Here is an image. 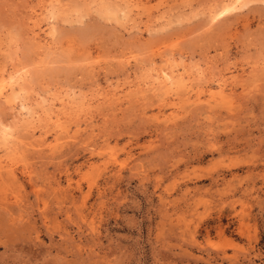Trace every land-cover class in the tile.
Returning a JSON list of instances; mask_svg holds the SVG:
<instances>
[{
  "label": "rangeland",
  "instance_id": "obj_1",
  "mask_svg": "<svg viewBox=\"0 0 264 264\" xmlns=\"http://www.w3.org/2000/svg\"><path fill=\"white\" fill-rule=\"evenodd\" d=\"M226 1L0 0V70L27 73L0 102V264H264V0L215 23ZM165 68L185 81L154 88ZM65 172L74 204L45 186Z\"/></svg>",
  "mask_w": 264,
  "mask_h": 264
},
{
  "label": "bare ground",
  "instance_id": "obj_2",
  "mask_svg": "<svg viewBox=\"0 0 264 264\" xmlns=\"http://www.w3.org/2000/svg\"><path fill=\"white\" fill-rule=\"evenodd\" d=\"M49 1H51V0H49ZM55 1H57L58 2V0H55ZM242 2H243V0H227L226 1V4L225 3H223V4H225V5H223V10H222V12L220 13V11H219V14H214V15H212L211 14V17L213 18V21L216 23V19L218 18V17H220V16H222L223 14H225V13H227V12H229L230 10H232V11H234V9L235 8H237L239 5H241L242 4ZM49 3V2H48ZM52 3L54 4V6L56 7V6H58V8H59V5H58V3L55 5V3H54V1H52ZM51 3V5L50 6H52L53 4ZM244 3V2H243ZM243 5V4H242ZM241 5V6H242ZM61 6V5H60ZM48 7V6H47ZM55 7H53V10L52 9H50L51 11L50 12H52V11H54V9H56ZM245 7V5H243V7L242 8H244ZM49 8V7H48ZM48 8H44L45 10L46 9H48ZM51 8V7H50ZM63 8V7H62ZM216 8V7H215ZM241 8V7H240ZM60 9V8H59ZM238 9V8H237ZM237 9H235L236 11H239V9L237 10ZM49 10V9H48ZM57 10V9H56ZM61 10V9H60ZM59 10V12H61ZM66 10V9H65ZM242 10V9H241ZM44 11V10H43ZM58 11V10H57ZM122 12V11H121ZM213 12V11H212ZM217 12V11H216ZM231 12V11H230ZM34 14L36 15V11L34 12ZM54 15H56L55 13H53ZM122 14V13H121ZM38 15V14H37ZM46 15H47V13H46ZM51 15V14H50ZM54 15H51V17H50V19H48L49 21L48 22H50V20H54ZM33 16V15H32ZM123 16H124V14H123ZM39 17V16H38ZM48 17V18H49ZM29 18V17H28ZM37 18V17H36ZM56 18H57V16H56ZM222 18V17H221ZM207 19H209V18H207ZM223 19V18H222ZM33 20H36V19H33ZM40 20V19H39ZM218 20H219V18H218ZM32 21V20H31ZM37 22H39L38 20H36ZM46 21H47V19H46ZM46 21H45V23H46ZM131 21H133V20H131ZM35 22V21H34ZM135 22V21H134ZM209 22V21H208ZM33 23V22H32ZM42 24V23H41ZM135 24V23H134ZM49 25H50V23H49ZM52 25H53V23H52ZM51 25V26H52ZM211 25V24H210ZM46 26H47V24H46ZM133 26V25H132ZM35 27H38V29H40V27H39V24L38 23H36L35 22ZM136 27V26H135ZM48 28H52V27H48ZM46 29H47V27H46ZM53 29V28H52ZM32 30V29H31ZM37 30V29H36ZM50 30V29H49ZM54 30V29H53ZM41 31V30H40ZM42 31H43V29H42ZM51 31V30H50ZM49 31V33L47 34V36H51L52 34H51V32ZM157 31V30H156ZM39 32V31H38ZM46 32V31H45ZM142 32V31H141ZM134 34V33H133ZM149 34V33H148ZM55 35V34H54ZM59 36V35H58ZM44 37H46V36H44ZM52 38L53 37H55V36H51ZM34 38L35 39H41V38H43V37H41L40 36V34L39 33H36L35 34V36H34ZM33 39V38H32ZM45 40V46L46 45H48V40L46 41V39H44ZM52 41V40H51ZM36 42H37V40H36ZM54 43V42H53ZM33 44L35 45L36 43H34L33 42ZM44 44V43H43ZM52 45V44H51ZM47 47V46H46ZM46 47H44L43 49L45 50L46 49ZM49 48V47H48ZM49 51V50H48ZM23 66V65H22ZM200 66V65H199ZM13 67V66H12ZM169 67V66H168ZM198 68V67H197ZM202 68V67H201ZM1 69V68H0ZM154 69V68H153ZM156 70V69H155ZM198 70V69H197ZM13 72H7L6 70H0V102L1 101H4V102H1L2 104H5V102L6 103H13V100L11 99L12 98V96L11 95H13V94H16L17 92H19V91H22V87H21V84L22 85H24V83L23 82H25V80H27V78H26V75L25 74H27L26 72H25V74L24 73H22L23 71L21 70H19L18 69V71H17V68H16V71L15 70H12ZM15 71V72H14ZM25 71H26V69H25ZM20 72V73H19ZM200 73V72H199ZM204 73V72H203ZM203 73H202V75H203ZM190 74V73H189ZM156 75V74H155ZM199 76H201L200 74H198ZM152 77V76H151ZM209 77V76H208ZM231 78V77H230ZM238 78V77H237ZM229 79V78H228ZM234 79V78H233ZM226 80V79H225ZM225 80H223L224 82H225ZM183 82V81H185V76L183 75V74H180V79H178V75L173 71V70H168V68L166 69H163V70H160L159 72H157V75H156V77H155V80H154V82H153V86H154V88H164V89H166L167 91H169V90H174V89H176V88H178L179 87V84H180V82ZM221 81V80H220ZM222 81V82H223ZM227 82V81H226ZM27 83V82H26ZM25 83V85H27ZM150 83V82H149ZM224 84H226V83H224ZM224 84L222 83L221 84V89L223 88V86H224ZM28 86V85H27ZM150 86V85H149ZM188 86V85H187ZM25 87V86H24ZM142 87V86H141ZM137 88V87H136ZM187 88V87H186ZM23 89H25V88H23ZM27 90H28V88H26ZM149 89H151V88H149ZM138 90H140V88L138 89ZM143 91H145V90H143ZM154 91V90H153ZM155 91H156V89H155ZM163 91V90H162ZM161 91V92H162ZM110 92V91H109ZM115 92V91H114ZM132 92V91H131ZM24 93V92H23ZM73 93H74V91H73ZM105 93V92H104ZM125 93V92H124ZM139 93H141V92H139ZM154 93V92H153ZM212 93V92H211ZM109 94V93H108ZM119 94V93H118ZM126 94H128L127 92H126ZM157 94V93H156ZM163 94V93H162ZM81 95V94H80ZM110 95H112V93L110 94ZM117 95V94H116ZM159 95V94H158ZM25 96V95H24ZM65 96H68V98H70L69 97V95H66L65 94ZM73 96V95H72ZM102 96V95H101ZM100 96V97H101ZM107 96V95H106ZM106 96H105V98H106ZM114 96V95H113ZM156 96V95H155ZM111 97V96H110ZM116 97V96H115ZM158 97H160V96H158ZM163 97V96H162ZM48 98V97H47ZM65 98V97H64ZM23 100H24V98H22ZM54 99V98H53ZM66 100H67V97L65 98ZM72 99H73V97H72ZM71 99V100H72ZM74 99H76V98H74ZM110 99V98H109ZM108 99V100H109ZM114 99V98H113ZM43 100V99H42ZM50 101L52 100L51 98L49 99ZM55 100H57V99H55ZM59 100V99H58ZM63 100V99H62ZM70 100V102H73L74 103V101H71ZM101 100V99H100ZM106 100H107V98H106ZM32 101V100H31ZM44 101V100H43ZM46 101H48V100H46ZM61 101V100H60ZM68 101V100H67ZM67 101H62V104L61 103H59V104H61V106L62 107H64L65 108V110H66V107L65 106H67L68 104H69V101L67 102ZM80 101L81 102H83V100L82 99H80ZM19 102V101H18ZM17 102V103H18ZM28 102H29V100H28ZM41 102V101H40ZM45 102V101H44ZM52 102V101H51ZM59 102V101H58ZM76 102V101H75ZM78 102V101H77ZM90 102V101H89ZM30 103V102H29ZM28 103V104H29ZM38 103V102H37ZM48 103H50V102H48ZM91 103V102H90ZM20 104V103H19ZM42 104V103H41ZM53 104V103H52ZM77 104V103H76ZM84 103H82V105H83ZM30 105H31V103L29 104V106L27 105V104H23L22 105V108H23V113H24V111H26V114H27V116L25 115V117L26 118H28V119H30V121L32 122L31 124H35L36 122H39V121H36V120H43L42 118H40L39 116H38V114L36 113L37 112V110H35L36 112H32V107H31V109L29 108L30 107ZM37 105V104H36ZM43 105H45V103L43 104ZM50 105V104H49ZM85 105V104H84ZM90 105V104H89ZM32 106H33V104H32ZM51 106V105H50ZM60 106V105H59ZM72 106V105H71ZM13 107H14V105H13ZM19 107V106H18ZM40 108H41V106H39ZM45 107V106H44ZM54 107V106H53ZM58 107V106H57ZM68 107V106H67ZM83 107V106H82ZM92 107H93V105H92ZM56 108V107H55ZM58 108H60V107H58ZM69 108H71V107H69ZM75 108V107H74ZM11 109H13V108H11ZM48 109V108H47ZM49 109H51V107L49 108ZM49 109L48 110H46V111H49ZM68 109V108H67ZM72 109H73V107H72ZM80 109H82L81 108V106H80ZM39 110V109H38ZM42 110V109H41ZM56 110H57V108H56ZM68 110H70V109H68ZM67 110V111H68ZM40 111V110H39ZM45 111V110H44ZM51 111H52V109H51ZM50 111V113H47V115L45 116V115H43V114H46V113H43L42 115H43V117L45 116V117H47L48 119H49V121H53L54 120V118H53V116H51V115H53L52 114V112ZM54 111V110H53ZM62 111V110H61ZM64 111V110H63ZM71 111H73V110H71ZM19 113V112H18ZM56 113V112H55ZM57 113H59V112H57ZM62 113V112H61ZM60 113V114H61ZM68 113V112H67ZM69 113H71V112H69ZM17 114V113H16ZM21 114V113H20ZM64 114V113H63ZM72 114V113H71ZM17 115H19V114H17ZM70 115V114H69ZM80 115V114H79ZM57 116V115H56ZM59 116V115H58ZM57 116V121H59V117ZM21 117V116H20ZM24 117V118H25ZM44 117V118H45ZM60 117H61V115H60ZM65 117H67V116H65ZM70 117V116H69ZM25 118V119H26ZM64 118V117H63ZM62 118V119H63ZM48 119H45L46 121L48 120ZM67 119V118H66ZM65 119V120H66ZM65 120H64V122H65ZM26 121H28L27 119H26ZM45 121V122H46ZM48 121V122H49ZM55 121V120H54ZM52 122V123H55V122ZM62 122H63V120H61ZM25 122V121H24ZM29 122V121H28ZM61 122V123H62ZM60 123V122H59ZM1 124V123H0ZM20 124H22V123H20ZM41 124V123H40ZM44 124L45 123H43V126H44ZM47 124V123H46ZM45 124V125H46ZM50 124H51V122H50ZM64 124V123H63ZM3 125V124H2ZM24 125H25V123H24ZM30 125V124H29ZM42 125V124H41ZM52 125V124H51ZM51 125H50V127H51ZM58 125H60L61 126V124H58ZM23 126V125H22ZM26 126H27V124H26ZM33 126V125H32ZM31 126V127H32ZM39 126V125H38ZM47 126V125H46ZM55 126H56V124H55ZM59 126V127H60ZM3 127V126H2ZM5 127V126H4ZM30 127V128H31ZM39 127H41V126H39ZM47 127H49V126H47ZM49 127V128H50ZM63 127H65L66 128V126H64L63 125ZM1 128V127H0ZM25 128V127H24ZM29 128V129H30ZM43 128V127H42ZM61 128V127H60ZM60 128L58 129V130H60ZM64 128V129H65ZM9 129L10 128H7V127H5L4 129H3V131L0 133V134H2L3 133V137H4V139H5V142L6 141H8L9 140V138L11 137V132L9 131ZM28 129V128H27ZM39 129V128H38ZM44 129V128H43ZM46 129V128H45ZM44 129V130H45ZM62 129V128H61ZM46 130H48V129H46ZM56 130V129H55ZM67 131L66 132H68V129H66ZM70 130V129H69ZM29 131V130H28ZM40 131H42L41 129H40ZM54 131V130H53ZM35 132V131H34ZM39 132V131H38ZM47 132V131H46ZM49 132V131H48ZM59 132V131H58ZM61 132H62V130H61ZM41 133H43V131L41 132ZM65 133V132H64ZM46 134V133H45ZM55 134H56V132H55ZM16 135V134H15ZM14 135V136H15ZM65 135V134H64ZM64 135H62V137L64 136ZM70 135V134H69ZM2 136V135H1ZM20 136V135H19ZM44 136V135H43ZM66 136V135H65ZM41 137H42V135H41ZM58 137V136H57ZM56 137V138H57ZM68 137V136H67ZM1 138V137H0ZM60 138V137H59ZM66 138V137H65ZM13 139H14V137H13ZM43 139H44V137H43ZM43 139H41V140H43ZM69 139V138H68ZM40 140V141H41ZM47 139H45V141H46ZM1 141H2V139H1ZM4 141V140H3ZM11 141V140H10ZM39 141V142H40ZM60 141V140H59ZM54 142H55V139H54ZM56 144L55 145H57V142H55ZM8 144V143H7ZM42 144V143H41ZM47 144V143H46ZM45 144V145H46ZM4 145V144H3ZM50 145V144H49ZM50 147V146H49ZM53 147V146H52ZM51 147V148H52ZM56 147V146H55ZM56 149V148H55ZM55 149H53L54 150V152H55ZM52 150V151H53ZM17 172V171H16ZM18 173V172H17ZM50 174V173H49ZM48 173L46 174V179L47 180H49L48 181V183L45 185L46 187H47V189L50 191V192H52L53 194H55L56 195V197H57V199L58 200H60L61 201V203H67V202H73V204L75 203V200L79 197L78 196V194H80L81 192H82V186H81V184H80V182H78V181H76L75 180V178H74V176L72 175V174H70V173H68V172H65V174H64V177H65V181H66V185H63V183L58 179V178H56L57 176H54V174L53 175H49ZM9 176L11 177V179L13 180V181H17L18 180V177H17V175H16V173L15 172H11V173H9ZM2 173L0 172V189L5 185V183L4 182H2ZM32 183V182H31ZM33 185V184H32ZM34 186H35V184H34ZM37 186H39V185H37ZM35 188V187H34ZM47 190V191H48ZM76 210H78V209H76ZM70 212H71V210L69 209V208H66L65 209V212H63V213H65L66 214V216L68 217V218H70ZM41 214H42V216L46 219L47 218V215L45 214V209L41 212Z\"/></svg>",
  "mask_w": 264,
  "mask_h": 264
}]
</instances>
